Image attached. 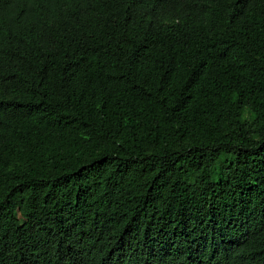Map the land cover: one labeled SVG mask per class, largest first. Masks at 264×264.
<instances>
[{
	"label": "trees",
	"instance_id": "1",
	"mask_svg": "<svg viewBox=\"0 0 264 264\" xmlns=\"http://www.w3.org/2000/svg\"><path fill=\"white\" fill-rule=\"evenodd\" d=\"M0 264H264V0H0Z\"/></svg>",
	"mask_w": 264,
	"mask_h": 264
}]
</instances>
